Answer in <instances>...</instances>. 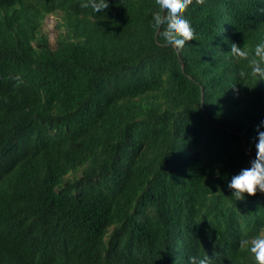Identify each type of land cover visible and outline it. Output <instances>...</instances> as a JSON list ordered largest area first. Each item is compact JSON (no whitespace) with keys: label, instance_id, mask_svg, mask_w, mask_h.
<instances>
[{"label":"trees","instance_id":"obj_1","mask_svg":"<svg viewBox=\"0 0 264 264\" xmlns=\"http://www.w3.org/2000/svg\"><path fill=\"white\" fill-rule=\"evenodd\" d=\"M86 2L0 0V264H256L240 241L264 193L228 184L255 159L264 79L227 54L264 41V0H193L179 53L155 0Z\"/></svg>","mask_w":264,"mask_h":264},{"label":"clouds","instance_id":"obj_2","mask_svg":"<svg viewBox=\"0 0 264 264\" xmlns=\"http://www.w3.org/2000/svg\"><path fill=\"white\" fill-rule=\"evenodd\" d=\"M203 2L204 0H196L197 4ZM155 3L160 11L153 13V27L158 29V35L163 38L164 46H171L179 53L187 42L195 39L194 29L184 16L193 0H155ZM108 6L106 0H87L81 5L85 8L91 7L96 13L103 12ZM161 28L162 31L159 30ZM227 55L237 62L247 61L250 72L240 71L238 75L241 78L250 75L259 80L264 79V41L256 44L251 51L247 46L241 48L232 43L231 51ZM12 79L17 81V87L23 83L19 75ZM261 129H264V123L257 129L256 156L251 161V166L233 176L228 184V188L232 191V198L236 201L245 200L246 195L255 196L257 191L264 193V130ZM240 247L250 251L256 264H264V226L260 227L259 233L253 238L242 239ZM218 256L219 253L216 252L211 257L208 254L190 256L188 264H215V258Z\"/></svg>","mask_w":264,"mask_h":264},{"label":"rangeland","instance_id":"obj_3","mask_svg":"<svg viewBox=\"0 0 264 264\" xmlns=\"http://www.w3.org/2000/svg\"><path fill=\"white\" fill-rule=\"evenodd\" d=\"M55 25V17L54 16H48L43 24V31L47 34L49 44L53 48L55 46V40L57 37V33L54 29Z\"/></svg>","mask_w":264,"mask_h":264},{"label":"bare ground","instance_id":"obj_4","mask_svg":"<svg viewBox=\"0 0 264 264\" xmlns=\"http://www.w3.org/2000/svg\"><path fill=\"white\" fill-rule=\"evenodd\" d=\"M114 261V260H113Z\"/></svg>","mask_w":264,"mask_h":264}]
</instances>
